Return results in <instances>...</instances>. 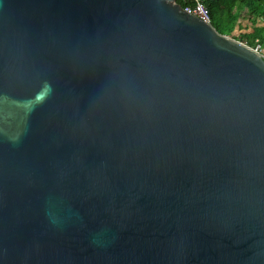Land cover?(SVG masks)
Here are the masks:
<instances>
[{
	"label": "water",
	"instance_id": "1",
	"mask_svg": "<svg viewBox=\"0 0 264 264\" xmlns=\"http://www.w3.org/2000/svg\"><path fill=\"white\" fill-rule=\"evenodd\" d=\"M0 264H264V60L176 0H0Z\"/></svg>",
	"mask_w": 264,
	"mask_h": 264
},
{
	"label": "trees",
	"instance_id": "2",
	"mask_svg": "<svg viewBox=\"0 0 264 264\" xmlns=\"http://www.w3.org/2000/svg\"><path fill=\"white\" fill-rule=\"evenodd\" d=\"M176 3L183 7L190 1L176 0ZM205 4L209 8L212 25L217 27L216 19L219 17L225 35L231 34L237 26L240 10L247 9L253 16L251 22L254 29L252 32L240 33L239 38L249 45L259 43L264 46V0H205Z\"/></svg>",
	"mask_w": 264,
	"mask_h": 264
},
{
	"label": "built area",
	"instance_id": "3",
	"mask_svg": "<svg viewBox=\"0 0 264 264\" xmlns=\"http://www.w3.org/2000/svg\"><path fill=\"white\" fill-rule=\"evenodd\" d=\"M190 3L185 4L182 9L202 20L205 23L212 24L211 14L209 8L205 4V0H189ZM253 31V30H252ZM228 38H233L242 45H245L260 55L264 60V46L259 43L249 45L246 41L241 40L237 35H226Z\"/></svg>",
	"mask_w": 264,
	"mask_h": 264
},
{
	"label": "rangeland",
	"instance_id": "4",
	"mask_svg": "<svg viewBox=\"0 0 264 264\" xmlns=\"http://www.w3.org/2000/svg\"><path fill=\"white\" fill-rule=\"evenodd\" d=\"M252 17L253 16L247 11V9H245V8L241 9L240 13H239V18L237 20V26L234 28L232 34H235L239 37L240 33L252 32V29H253V24L251 22ZM218 18L219 17H217V19H216V25H217L216 28H217L219 33L224 34ZM256 23H259V21H257Z\"/></svg>",
	"mask_w": 264,
	"mask_h": 264
},
{
	"label": "clouds",
	"instance_id": "5",
	"mask_svg": "<svg viewBox=\"0 0 264 264\" xmlns=\"http://www.w3.org/2000/svg\"><path fill=\"white\" fill-rule=\"evenodd\" d=\"M211 25H212V24H211ZM212 26H213V25H212ZM253 29H254V28H253ZM253 29H252V30H253ZM231 34H232V33H231ZM231 34H229V35H231ZM225 36H226V35H225Z\"/></svg>",
	"mask_w": 264,
	"mask_h": 264
}]
</instances>
